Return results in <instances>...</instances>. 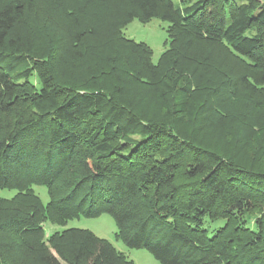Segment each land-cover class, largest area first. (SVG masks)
<instances>
[{"label": "trees", "instance_id": "16d2710c", "mask_svg": "<svg viewBox=\"0 0 264 264\" xmlns=\"http://www.w3.org/2000/svg\"><path fill=\"white\" fill-rule=\"evenodd\" d=\"M27 5L0 0V188L16 190L0 197V264H134L87 229L45 235L46 221L101 213L161 264H264L263 128L246 124L252 145L231 151L200 132L226 126L228 100L264 94V0H127L110 31L123 64L87 50L80 28L39 56ZM136 17L168 22L155 63L120 35Z\"/></svg>", "mask_w": 264, "mask_h": 264}, {"label": "rangeland", "instance_id": "374dc122", "mask_svg": "<svg viewBox=\"0 0 264 264\" xmlns=\"http://www.w3.org/2000/svg\"><path fill=\"white\" fill-rule=\"evenodd\" d=\"M24 1L28 4L26 21L31 27L32 40L34 42L33 48L36 49L39 56L48 55L49 57L50 54H54L50 50L61 52V50L66 49V42L71 40L68 36L71 35L73 37L75 31L80 28L81 30L83 29L82 36L85 38L87 50H92L90 52L94 55H99V58L107 60L108 57L114 56L117 62L121 64L124 63V58L128 62H131L127 52L124 54L117 52L115 42L118 43V41L113 36L110 37L111 29L120 24L119 21L123 17L124 10L127 7V0ZM81 10L83 11L82 14H80ZM78 14L81 16L79 22L76 23L75 17ZM167 26L168 22L159 18L153 17L148 21H142L136 17L121 27L120 35L136 42L146 43L152 50L151 60L155 63L160 54L168 47L166 41L168 38ZM113 47H115L114 50ZM76 50L77 48L74 47L69 48V57L76 55ZM55 63L51 60L48 64L52 66ZM87 64L86 60L72 62L73 67L80 71ZM124 66L127 67V65ZM24 80L20 79L19 82H23ZM29 80L36 87L40 86L38 75L35 72L32 73ZM142 88L146 89L145 86ZM244 94L241 93L240 96L225 103L226 107L224 110H226L228 117L224 128L220 127L217 131L213 127L208 126L209 128L200 130L205 136V144L212 145V147L226 144L229 151L232 149L236 150V148L239 149L245 141H248L247 144L249 143L250 146L252 145L250 142H253L254 139L252 140L251 131L246 124L250 126L257 125L263 128V132L259 133V138L263 144L258 146L256 150L253 149V151L255 153H264V106L256 103L257 100L264 98V94H260V96L254 99H250ZM140 137V135H134L132 139H140ZM32 188L43 205H45L48 202L47 188L44 185L38 184L33 185ZM15 193L16 190L14 189L0 188V197L2 198H11ZM220 223H216L214 226ZM43 227L46 236L54 231H61L71 227L87 229L96 236L109 241L118 252L122 253L134 264H161L147 249L127 246L117 236L115 221L107 213H101L96 217H84L80 215L79 217L69 219L63 224L46 221Z\"/></svg>", "mask_w": 264, "mask_h": 264}]
</instances>
